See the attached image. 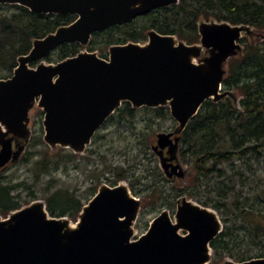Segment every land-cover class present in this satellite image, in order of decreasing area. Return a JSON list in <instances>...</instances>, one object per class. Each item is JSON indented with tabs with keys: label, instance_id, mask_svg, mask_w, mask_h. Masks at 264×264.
Wrapping results in <instances>:
<instances>
[{
	"label": "water",
	"instance_id": "95a60500",
	"mask_svg": "<svg viewBox=\"0 0 264 264\" xmlns=\"http://www.w3.org/2000/svg\"><path fill=\"white\" fill-rule=\"evenodd\" d=\"M180 0H0L34 12L71 13L76 18L33 39L29 52L18 56L12 74L0 78V165L19 158L32 134L31 110L44 111L43 139L55 150L82 153L98 128L124 101L133 107L169 106L174 130L159 131L152 146L160 166L184 177L189 168L179 161L178 145L185 129L207 99L240 96L224 87L226 64L242 49L241 38L254 27L228 20L198 23L200 40L188 43L176 34L148 32L145 42L128 41L109 47L107 58L82 50L56 62L45 57L68 41L87 44L92 33L128 22L154 8ZM264 39V32L257 33ZM37 62L36 65H32ZM9 133L23 138L12 153ZM170 144L167 157L164 147ZM161 147V149H159ZM142 198L125 180L102 182L74 222L52 215L42 198L6 216L0 214V264H208L211 242L223 230L217 209L183 195L173 214L164 208L136 238ZM224 264H264V256L245 260L226 257Z\"/></svg>",
	"mask_w": 264,
	"mask_h": 264
},
{
	"label": "trees",
	"instance_id": "16d2710c",
	"mask_svg": "<svg viewBox=\"0 0 264 264\" xmlns=\"http://www.w3.org/2000/svg\"><path fill=\"white\" fill-rule=\"evenodd\" d=\"M75 17L76 14L71 13L34 12L21 4H0V78L12 74L18 56L29 52L34 38L43 37ZM202 19L246 23L261 33L264 32V0H180L176 4L154 8L128 22L97 30L88 44L65 42L57 48L60 51L57 59H51L52 52L46 58L58 61L75 55L84 47L99 52L102 50L100 54L107 56L110 45L129 40L145 41L151 29L176 34L188 43L198 42V23ZM241 42L243 49L229 58L224 77V87L240 96L239 106L230 96L217 101L207 99L183 130L179 147L180 159L189 166L193 176L194 187L188 189L189 194L202 204L217 208L226 222L211 242L214 250L212 261L224 253L238 260L264 256V220L257 219L258 216L264 217V179L253 178L256 170L251 168L254 163L250 161L252 157L257 161L264 158V39L258 34L244 35ZM141 107L153 110L154 117L170 114L166 105ZM136 111L137 108L129 101H124L111 119L120 113L123 117L131 116L132 120ZM149 144L152 149L150 140L145 146ZM58 148L51 150L56 152ZM74 153L70 150L66 154L67 159L55 156L39 159L38 175L59 168L62 163L70 161ZM237 159L242 160L241 163H237ZM152 174L162 176L157 168ZM121 176H126V173ZM215 176L218 179H214ZM245 187L257 194L253 196V204L249 203L250 194L244 196L242 193ZM13 188L0 184L1 214L7 211V215L11 210L31 202L12 199L10 193ZM97 189L93 188V195ZM132 190L137 192V189ZM231 192H236V196L230 198ZM46 204L52 215L71 218L77 213V220L85 203L82 204L73 192L68 191L65 196L53 193ZM248 215L254 220L250 226L243 222V217ZM246 241L260 248L257 255L239 250Z\"/></svg>",
	"mask_w": 264,
	"mask_h": 264
},
{
	"label": "rangeland",
	"instance_id": "374dc122",
	"mask_svg": "<svg viewBox=\"0 0 264 264\" xmlns=\"http://www.w3.org/2000/svg\"><path fill=\"white\" fill-rule=\"evenodd\" d=\"M59 52L58 49H55L51 53V59H57ZM36 63L34 62L32 65L35 66ZM154 116L153 110L144 109V107L137 108L132 120L129 115L123 117L120 113H116L115 117L100 129L99 132L103 137L101 139L98 137L96 143L90 144L82 153L71 155L70 161L62 163L59 168L38 175L37 161L39 159L42 160L46 156L67 159L66 154L71 149L60 147L56 152H52L51 147L43 139V112L36 105L31 110L30 126L33 134L30 144L18 161L12 163L2 172L0 184L14 186L10 193L12 199H20L23 203L37 198L48 201L49 196L55 192L65 196L68 191H71L74 193V197L79 198L80 202L84 204L93 196V188L97 189L100 183L107 182L113 185L123 179L130 187H133L131 189H137L134 194L142 198V208L135 225V236H138L147 230L151 220L162 209L168 208L173 214L176 209L177 197L187 195L197 200L188 192V189L194 187L191 170L177 181L168 179L162 173L157 155L151 149L150 144L145 146L149 140L152 141L155 138L157 131L169 130L176 125L171 114L165 117ZM241 161L237 159L236 162L241 163ZM250 161L254 163L251 168L256 170V175L253 178L264 179V158L257 161L252 157ZM155 168L162 174L161 177H155L152 174ZM123 172L126 173V176H121ZM237 177L239 176L237 175ZM214 179L218 178L215 176ZM254 192L255 190H250L247 187L242 192L244 196L250 194L249 203L251 204L255 202L253 196H257V194H253ZM235 196L236 192L230 193V198ZM6 213L7 211L4 215ZM219 215L224 221L222 213L219 212ZM70 217L75 222L77 213ZM257 219L264 220V217L258 216ZM243 222L249 226L254 224V220L249 215L243 217ZM225 223L224 221V225ZM246 242L239 250H247L248 254L257 255L260 248L250 241ZM226 256L231 257L224 253L217 259L214 257V260L209 264H224Z\"/></svg>",
	"mask_w": 264,
	"mask_h": 264
},
{
	"label": "flooded vegetation",
	"instance_id": "af4514ba",
	"mask_svg": "<svg viewBox=\"0 0 264 264\" xmlns=\"http://www.w3.org/2000/svg\"><path fill=\"white\" fill-rule=\"evenodd\" d=\"M76 18V17H75ZM103 30V29H102ZM97 31V30H96ZM95 32V31H94ZM93 32V33H94ZM93 33H92V35H93ZM253 34L256 36L257 35V32L254 30V32H253ZM91 38H92V36H91ZM91 38H90V40H91ZM147 40H148V38H147ZM147 40H145V41H147ZM129 41H133V40H129ZM145 41H142V42H145ZM68 42H70V41H68ZM78 42V41H77ZM128 42V41H127ZM138 42H141V41H138ZM65 43V42H64ZM80 43V42H79ZM89 43V42H88ZM87 43V44H88ZM126 43V42H125ZM63 44V43H62ZM82 44V43H81ZM60 46V45H59ZM58 46V47H59ZM57 47V48H58ZM110 47V46H109ZM109 47L107 48V56H104V55H101L100 54V52L98 51V50H90V49H88V48H86V47H84V48H82L80 51H82V50H89V51H97L98 52V54L100 55V56H102V57H105V58H107L108 57V55H109ZM56 48V49H57ZM54 51V50H53ZM52 51V52H53ZM80 51H78V52H80ZM51 53V52H50ZM49 53V54H50ZM48 54V55H49ZM77 54V53H76ZM47 57V56H46ZM46 57H45V60L47 61V59H46ZM47 62H56V61H47ZM38 107V106H37ZM40 108V107H39ZM41 109V108H40ZM42 110V109H41ZM42 112H43V115H44V111L42 110ZM113 114H115V112H113L107 119H106V121L103 123V125L100 127V128H98L97 129V131L95 132V134L93 135V137H92V140H91V143L90 144H93V143H96L97 142V140L99 139L98 137H100V139L103 137V135L102 134H100V129L101 128H103L107 123H109V121L111 120V116L113 115ZM171 114V113H170ZM30 117H31V113H30ZM43 119V118H42ZM176 121V120H175ZM30 122H31V119H30ZM43 124V123H42ZM177 121H176V125L172 128V129H169V130H161V131H170V130H174V128H176V126H177ZM29 125H30V123H29ZM32 128V127H31ZM44 128V127H43ZM159 131H157L156 132V136H155V138L151 141V145L153 146L154 144H157V133H158ZM182 132H183V130L181 131V132H179V133H174L173 135H172V139L174 140V136H176V135H180V136H182ZM32 134H33V130H32ZM32 134H31V136H30V139H29V141L26 143V145H25V148H24V150L21 152V154H20V156H19V158L18 159H16L15 161H13L12 159H13V156H11V158L6 162V163H4V164H2V165H0V178L2 177V172L5 170V169H7L12 163H14V162H16V161H18L20 158H21V156L23 155V153L26 151V148H27V146L30 144V141H31V138H32ZM7 137H13V139H12V153H14L16 150H18L19 148H20V146L23 144V138L22 137H18V136H15L13 133H9L8 135H7ZM180 140H181V138H180ZM99 145V144H98ZM2 147H3V145L0 143V151H1V149H2ZM169 147H170V144H168V145H166L163 149H164V153H165V155L167 156V157H172V154L169 152ZM179 147H180V141H179V145H178V158H179V161L180 162H182L181 161V159H180V156H179ZM159 149H161V147L159 148ZM152 150H153V148H152ZM155 153V152H154ZM156 154V153H155ZM157 155V154H156ZM157 158H158V162H159V165H160V161H159V157H158V155H157ZM167 162L169 163V167H168V170H169V172H172V175L171 176H168V175H166V173H164L165 174V176L168 178V179H171L172 181H177L178 179H182V176H179L178 174H176V173H174V171H173V169H172V164H176L178 161H177V159H169L168 158V160H167ZM183 163V162H182ZM184 164V163H183ZM186 165V164H185ZM188 166V165H187ZM161 167V166H160ZM188 168H189V166H188ZM162 169V168H161ZM163 170V169H162ZM163 172H165V171H163ZM188 172H190V168H189V171ZM186 175V174H185ZM1 180V179H0ZM1 182V181H0ZM182 196H179V197H177L176 198V207H177V200H178V198H181ZM14 210V209H13ZM176 210V209H175ZM9 213V212H8ZM1 214V213H0ZM3 216H6V215H4V214H2ZM137 236H135L134 238H136ZM213 253H214V250H213ZM209 264V263H208Z\"/></svg>",
	"mask_w": 264,
	"mask_h": 264
}]
</instances>
